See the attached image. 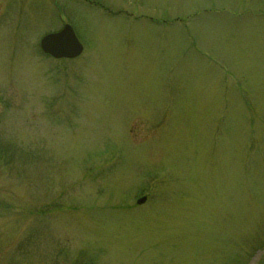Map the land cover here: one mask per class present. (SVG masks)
Wrapping results in <instances>:
<instances>
[{
	"label": "rangeland",
	"instance_id": "1",
	"mask_svg": "<svg viewBox=\"0 0 264 264\" xmlns=\"http://www.w3.org/2000/svg\"><path fill=\"white\" fill-rule=\"evenodd\" d=\"M91 257L264 264V0H0V264Z\"/></svg>",
	"mask_w": 264,
	"mask_h": 264
},
{
	"label": "water",
	"instance_id": "2",
	"mask_svg": "<svg viewBox=\"0 0 264 264\" xmlns=\"http://www.w3.org/2000/svg\"><path fill=\"white\" fill-rule=\"evenodd\" d=\"M42 53L54 59H72L78 57L83 51V45L79 42L74 29L65 24L59 31L48 33L41 37L39 42ZM146 197L137 200V204H143Z\"/></svg>",
	"mask_w": 264,
	"mask_h": 264
},
{
	"label": "trees",
	"instance_id": "3",
	"mask_svg": "<svg viewBox=\"0 0 264 264\" xmlns=\"http://www.w3.org/2000/svg\"><path fill=\"white\" fill-rule=\"evenodd\" d=\"M86 264H96L95 261L93 260V258H89L88 261L86 262Z\"/></svg>",
	"mask_w": 264,
	"mask_h": 264
}]
</instances>
